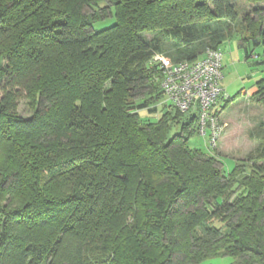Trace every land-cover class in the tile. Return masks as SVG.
<instances>
[{
    "label": "trees",
    "instance_id": "1",
    "mask_svg": "<svg viewBox=\"0 0 264 264\" xmlns=\"http://www.w3.org/2000/svg\"><path fill=\"white\" fill-rule=\"evenodd\" d=\"M251 11L245 58L264 43ZM237 18L231 0H0V264H264V123L229 169L189 144L197 113L157 116L169 53L142 34L193 60Z\"/></svg>",
    "mask_w": 264,
    "mask_h": 264
},
{
    "label": "rangeland",
    "instance_id": "2",
    "mask_svg": "<svg viewBox=\"0 0 264 264\" xmlns=\"http://www.w3.org/2000/svg\"><path fill=\"white\" fill-rule=\"evenodd\" d=\"M231 1L235 3V7L238 10V18L235 23H232V30L235 29L233 32L234 36L231 37L229 41L222 44L221 47V70L223 74L221 82L222 86L229 94L230 100L224 105L223 101L218 99L217 103L213 106L214 109L218 110L221 121L225 124L213 154L224 162L227 169L232 168L234 160L246 157L248 152L253 151L258 146V139L251 135L260 130V123H264V101L258 99V96H255L254 93L256 90L250 93L241 92L251 87L257 79L264 76V43L253 46L252 42H249L247 49L250 51L251 55L245 58L244 49L239 46V40L237 38L243 39L248 35L245 31L244 23L241 21L242 17L245 14L254 16V13L251 11L252 8L264 6V2L260 0L256 2H248L246 0ZM84 10H86V8H84ZM111 20H109L108 23H110ZM237 20H240V24ZM97 26L100 27L99 25ZM142 34L147 41L154 36H159L161 40L160 43L165 51L169 54L174 52V50L169 47L170 40L164 34L163 29L155 28L146 30ZM235 35L237 37H235ZM169 54L163 53V58H168L173 61L171 57L168 56ZM105 86H109V81L105 83ZM1 94L2 91L0 87V95ZM162 103H164L163 99L161 103L157 105V116H159L162 111ZM189 111H193V109ZM30 112L26 99L20 98L18 102V113L22 116H27ZM139 113L142 118H155V114L148 113L146 110H140ZM189 144L205 150L207 146V136L200 134L193 135L190 137ZM229 262V257L222 256L205 260L199 264H228Z\"/></svg>",
    "mask_w": 264,
    "mask_h": 264
},
{
    "label": "built area",
    "instance_id": "3",
    "mask_svg": "<svg viewBox=\"0 0 264 264\" xmlns=\"http://www.w3.org/2000/svg\"><path fill=\"white\" fill-rule=\"evenodd\" d=\"M154 61L159 63L156 79L162 90L163 101L180 111H196L197 131L207 136L210 149H216L225 124L218 113L214 114L213 110L216 109L213 106L218 99L230 97L221 82V49H207L193 60L176 62L156 54Z\"/></svg>",
    "mask_w": 264,
    "mask_h": 264
},
{
    "label": "crops",
    "instance_id": "4",
    "mask_svg": "<svg viewBox=\"0 0 264 264\" xmlns=\"http://www.w3.org/2000/svg\"><path fill=\"white\" fill-rule=\"evenodd\" d=\"M256 90V86H255V83L251 86V87H249L248 89H246V90H242L241 92H246V93H250V92H254Z\"/></svg>",
    "mask_w": 264,
    "mask_h": 264
}]
</instances>
